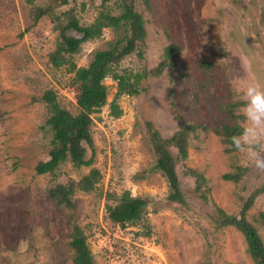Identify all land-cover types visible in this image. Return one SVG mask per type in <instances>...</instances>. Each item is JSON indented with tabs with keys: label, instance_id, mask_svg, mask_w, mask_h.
I'll return each mask as SVG.
<instances>
[{
	"label": "rangeland",
	"instance_id": "1",
	"mask_svg": "<svg viewBox=\"0 0 264 264\" xmlns=\"http://www.w3.org/2000/svg\"><path fill=\"white\" fill-rule=\"evenodd\" d=\"M127 7L142 15L146 38L115 73L150 72L171 44L181 48L176 67L145 79L139 96H118V81L109 76L106 105L92 115L94 155L89 148L87 153L92 165L76 168L68 160L54 173L38 175V163L49 159L54 146L43 94L56 92L63 109L79 114L72 65L89 67L95 53L120 35L104 29L102 37L82 44L56 68L50 55L60 38L57 24L67 25L69 15L59 23L56 17L72 10L80 25L90 26L100 13L120 15ZM35 8L53 15L35 22ZM242 53L264 82V0H111L105 6L101 0H75L57 8L49 0H0V264H74L75 225L84 231L95 264H255L244 236L219 225L217 209L238 215L243 201L264 187V172L238 152L227 154L211 131L198 129L188 158L177 167L187 204L171 203L167 180L154 169L146 128L152 123L163 137L186 125L213 128L226 122L221 104H239L235 114L243 116ZM204 61L212 62L210 71L202 69ZM205 81L211 83L206 93L199 86ZM190 84L196 94L190 90L186 99L183 91ZM113 104L119 118L112 116ZM92 169L101 174L95 190H77L73 209L56 205L50 191L79 182ZM238 169L244 171L238 184L224 180ZM190 171L207 179L208 202L193 193L196 179ZM126 192L146 198L148 205L141 223L122 229L109 221L107 206L117 205ZM261 213L264 194L248 213L264 241Z\"/></svg>",
	"mask_w": 264,
	"mask_h": 264
},
{
	"label": "trees",
	"instance_id": "2",
	"mask_svg": "<svg viewBox=\"0 0 264 264\" xmlns=\"http://www.w3.org/2000/svg\"><path fill=\"white\" fill-rule=\"evenodd\" d=\"M34 0H29L33 4ZM55 8L69 6L75 0H49ZM111 0H101L103 6ZM35 22H38L43 16L53 15L50 9L35 8ZM69 15V23L65 26L58 25L59 39L56 50L50 55V61L54 67L60 68L68 63L67 56H71L80 50L82 44L102 37L103 30L111 28L119 34L117 39L110 43L106 50L95 53L93 60L87 68H77L72 65L71 72L74 73L73 86L76 89L77 106L79 114L73 115L63 109L57 99L56 92L46 91L41 100L50 110V118L47 126L53 133V149L49 153V159L38 163L36 172L38 175L52 174L64 162L70 161L76 168L90 167L93 163V157L87 158L88 148L94 155V142L91 135V126L93 124L92 115L99 113L101 108L106 105L107 88L104 81L112 76L118 81V96L129 95L139 96L143 91L142 83L149 76L159 77L161 73L170 66L176 67V60L181 48L171 44L163 51V60L150 72L142 73H124L118 75L115 73V67L125 58L136 51L139 43H143L146 38L145 21L141 14L135 11L133 7H127L120 15H111L110 13H100L98 18L90 26H82L72 15V10L67 11L56 19L58 23L63 16ZM72 32V33H70ZM213 64L209 61L201 63L202 69L210 71ZM183 78V75L181 76ZM185 88L184 97L189 99L190 90L195 92L193 84ZM204 93L211 90L210 82L199 84ZM239 104H221L219 109L226 116V122L219 123L213 128L195 127L186 125L175 132L170 137H163L155 129L152 123H147L149 142L155 156L154 169L164 174L168 187V200L171 203L186 206V199L181 188L180 179L177 172L178 164L186 160L189 156L190 138L195 135L198 129L213 133L224 145V151L231 155L237 152L231 148L230 137L238 134L241 130L239 121H243L242 115H236L235 110ZM243 105V103H242ZM121 111L113 104L112 116L119 118ZM244 174V171L238 169L236 173H230L223 176L227 182L238 184ZM188 175L195 180L193 193L198 195L203 202L209 201L210 190L207 186V179L197 171H190ZM101 174L99 170L92 169L90 173L83 177L79 182L74 180L66 184H59L50 191V197L56 202V205L73 209L72 197L77 190L89 193L95 190L99 184ZM264 194V187L257 189L251 194L236 216L227 215L221 209H217L219 225L221 227H234L245 239L247 252L255 264H264V241L258 230L248 220V213L254 206V200ZM146 198H135L130 192L122 195L117 205L107 206L108 219L113 226H119L122 229L127 226H136L143 220V213L147 207ZM261 223L264 225V213L260 215ZM72 239L70 247L73 252L74 264H95L91 251L87 243V237L84 231L77 225L72 229Z\"/></svg>",
	"mask_w": 264,
	"mask_h": 264
},
{
	"label": "clouds",
	"instance_id": "3",
	"mask_svg": "<svg viewBox=\"0 0 264 264\" xmlns=\"http://www.w3.org/2000/svg\"><path fill=\"white\" fill-rule=\"evenodd\" d=\"M246 73L243 87L242 128L230 137V147L251 161L258 172H264V82L253 70L252 60L245 54L240 56Z\"/></svg>",
	"mask_w": 264,
	"mask_h": 264
}]
</instances>
